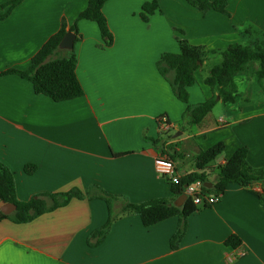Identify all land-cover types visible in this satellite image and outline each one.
<instances>
[{
	"label": "crops",
	"instance_id": "crops-1",
	"mask_svg": "<svg viewBox=\"0 0 264 264\" xmlns=\"http://www.w3.org/2000/svg\"><path fill=\"white\" fill-rule=\"evenodd\" d=\"M151 1L104 3L114 36L109 47L102 46L96 22L78 21L82 38L74 51L82 96L54 101L36 94L32 83L17 74L0 75V161L13 172L19 200L73 187L86 194L91 185L130 202L169 197L170 184L154 170L155 156L175 154L176 171L185 174L194 170L199 150L219 141L224 151L211 166L224 163L239 146L247 148L251 166L264 165V79L261 87L253 73L257 64L234 77L249 83L255 76L260 89L255 98L237 91L232 103L218 99L215 105L221 103L222 109L193 125L181 124L185 104L156 68L161 53L179 52L176 36L207 51L253 42L264 32V0H228L229 15L203 13L185 0H157L159 9L143 21L142 4ZM87 2L22 0L6 16L8 7L0 9V73L26 69L61 20L70 25ZM248 27L250 32H244ZM220 60L211 53L204 58L195 71L196 83L188 87L189 103L212 95L203 80ZM161 116L167 117L169 131L159 130ZM144 135L160 141L155 145ZM26 164L36 170L27 174ZM216 196L214 203L188 216L176 249L170 237L177 216L144 226L136 214L115 220L106 236L89 246V234L108 216L100 198H72L26 223L2 219L0 264H264V205L256 193L229 183ZM230 235L238 236L239 246L225 244ZM240 249L245 255L229 261Z\"/></svg>",
	"mask_w": 264,
	"mask_h": 264
},
{
	"label": "trees",
	"instance_id": "trees-1",
	"mask_svg": "<svg viewBox=\"0 0 264 264\" xmlns=\"http://www.w3.org/2000/svg\"><path fill=\"white\" fill-rule=\"evenodd\" d=\"M106 1L88 0L86 7L79 12L70 25L64 19L61 20L58 30L31 57L26 69L9 68L2 71L0 75L17 74L32 83L36 94L46 95L54 101H64L82 96L84 90L76 75L77 57L74 46L66 50L59 49L58 44L67 31L74 33V44L81 40L82 34L79 32L77 23L81 19H87L96 22L103 40L102 46H111L114 36L102 11ZM185 1L203 13L213 10L229 15L226 9L228 0ZM21 2L22 0H9L1 4L0 9L8 7L6 16L9 10ZM157 9H159L157 0L144 2L140 13L141 19L147 21L148 16ZM174 29L183 34L181 29ZM243 31L250 32V28H245ZM176 40L179 52L161 53L156 61V68L170 85L173 95L185 104L181 124H198L212 110L218 99L223 103L234 102L237 93L234 77L245 72L254 63L257 64V67L253 73L258 79L259 85L263 87L264 32L253 42L232 43L224 49L212 51H207L202 46L192 45L183 37L176 36ZM208 53L218 54L221 57V60L209 69L203 80L210 87L212 95L202 102L191 104L189 103L188 87L196 83L195 71L201 66ZM216 96L219 98L216 99ZM143 138L155 145L160 141L145 135ZM164 147L169 150L171 145ZM224 147V143L219 141L205 150H199L194 157V170L181 174L178 182L169 183V197H157L141 202H130L123 195L109 194L97 185L89 186L86 194L79 188L73 187L65 191L36 193L28 200L22 201L16 197L13 172L0 161V200L16 206V209L8 215L0 211V220L8 219L13 223H26L41 214L66 205L72 198H82L83 196L100 198L106 203L108 216L101 227L89 234L87 238L89 246L97 245L106 236L115 220L125 215L136 214L144 226L177 216V226L170 237V247L176 249L186 231L188 216L207 205H197L189 196L179 205L174 203L178 197L185 194L188 184L197 180L203 184L212 182V187H206L204 190L217 195L223 193L229 183H236L244 189L254 191L260 204L264 205V165L251 166L247 161V148L239 146L224 163L215 167L211 166V162L224 151ZM165 153L172 161L175 160V154L167 151ZM23 169L27 174H32L36 170V165L26 164ZM211 176H213L212 179ZM240 243V239L236 235H230L225 240V244L233 248L239 246Z\"/></svg>",
	"mask_w": 264,
	"mask_h": 264
},
{
	"label": "built area",
	"instance_id": "built-area-1",
	"mask_svg": "<svg viewBox=\"0 0 264 264\" xmlns=\"http://www.w3.org/2000/svg\"><path fill=\"white\" fill-rule=\"evenodd\" d=\"M171 125L166 116H161L159 118V130L162 132L169 131ZM154 170L155 172L168 183L178 182L180 175L175 168L174 162L164 154H158L154 158ZM204 184L197 180L191 184H188L185 189L186 196H189L192 201L197 205L202 204H212L214 203L218 196L212 195L206 190ZM245 250H238L235 254L228 257L229 261L245 255Z\"/></svg>",
	"mask_w": 264,
	"mask_h": 264
},
{
	"label": "water",
	"instance_id": "water-1",
	"mask_svg": "<svg viewBox=\"0 0 264 264\" xmlns=\"http://www.w3.org/2000/svg\"><path fill=\"white\" fill-rule=\"evenodd\" d=\"M74 38H75V35L72 31H67L63 37L61 38L59 44H58V48L59 49H66V50H69L71 48H73L74 46ZM219 97L216 96V99H218ZM179 134V132H176L174 134L175 137H177V135ZM213 183L212 182H207L204 184L205 187L207 188H210L212 187ZM186 194H183L182 196L178 197L176 200H175V204L176 205H179L181 204V202L186 199ZM16 209V206L12 203H9V202H4L3 200H0V211L3 213V214H10L12 213L14 210Z\"/></svg>",
	"mask_w": 264,
	"mask_h": 264
},
{
	"label": "rangeland",
	"instance_id": "rangeland-1",
	"mask_svg": "<svg viewBox=\"0 0 264 264\" xmlns=\"http://www.w3.org/2000/svg\"><path fill=\"white\" fill-rule=\"evenodd\" d=\"M179 37H182V36H179ZM239 78L240 77H237L236 80L234 81L236 88H237V91L240 93H244L245 95H247L250 98H255L260 92V89H259V86L257 84L255 76L253 77V79L250 78L249 83H242ZM222 106L223 105H221V103L218 105H215L214 108L212 109L213 112H218V110L222 109ZM174 134L175 133L172 132L171 135H174ZM220 158L221 157L219 155L218 157L215 158L214 161L211 162V164L218 162Z\"/></svg>",
	"mask_w": 264,
	"mask_h": 264
}]
</instances>
